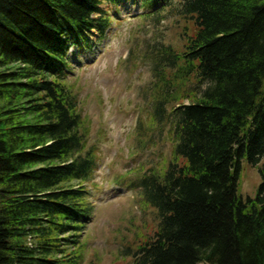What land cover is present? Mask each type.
Returning <instances> with one entry per match:
<instances>
[{"label": "trees", "instance_id": "16d2710c", "mask_svg": "<svg viewBox=\"0 0 264 264\" xmlns=\"http://www.w3.org/2000/svg\"><path fill=\"white\" fill-rule=\"evenodd\" d=\"M160 2L174 0H142ZM102 3L0 0V264L84 263L98 153L65 79L69 46L112 26ZM178 14L197 33L158 51L153 118L175 157L138 183L160 225L136 264H264V0H182ZM242 160L260 167L256 198L239 194Z\"/></svg>", "mask_w": 264, "mask_h": 264}, {"label": "rangeland", "instance_id": "374dc122", "mask_svg": "<svg viewBox=\"0 0 264 264\" xmlns=\"http://www.w3.org/2000/svg\"><path fill=\"white\" fill-rule=\"evenodd\" d=\"M181 2L148 9L142 0L118 6L103 0L101 9L113 18L107 37L92 34V51L73 53L66 83L79 102L87 147L98 153L87 186L94 215L81 236L83 264H136V251L160 225L138 183L153 169L165 171L175 157L171 126L154 122L153 96L158 51L182 52L197 33L179 16ZM260 167L242 161L239 194L245 199L256 198Z\"/></svg>", "mask_w": 264, "mask_h": 264}, {"label": "bare ground", "instance_id": "6f19581e", "mask_svg": "<svg viewBox=\"0 0 264 264\" xmlns=\"http://www.w3.org/2000/svg\"><path fill=\"white\" fill-rule=\"evenodd\" d=\"M263 159H264V158H262L261 161H262ZM242 161H243V160H242ZM261 161H260V162H261ZM241 163H242V162H241Z\"/></svg>", "mask_w": 264, "mask_h": 264}]
</instances>
